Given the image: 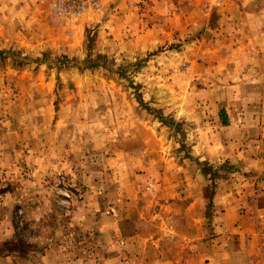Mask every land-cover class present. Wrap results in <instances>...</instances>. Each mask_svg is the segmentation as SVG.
I'll use <instances>...</instances> for the list:
<instances>
[{"label":"rangeland","instance_id":"obj_1","mask_svg":"<svg viewBox=\"0 0 264 264\" xmlns=\"http://www.w3.org/2000/svg\"><path fill=\"white\" fill-rule=\"evenodd\" d=\"M263 193L264 0H0V264H246Z\"/></svg>","mask_w":264,"mask_h":264},{"label":"crops","instance_id":"obj_2","mask_svg":"<svg viewBox=\"0 0 264 264\" xmlns=\"http://www.w3.org/2000/svg\"><path fill=\"white\" fill-rule=\"evenodd\" d=\"M258 211L263 212L264 214V193L262 195V197L259 200V204L256 206ZM115 251V250H113ZM103 258L107 257V258H123L122 253H112L111 250H107V253L105 251H103ZM109 253V254H108ZM263 257V258H261ZM85 258H94L93 255H91V253H87ZM125 258V257H124ZM240 260L242 262H245L246 264H264V247L261 248V254L260 257L258 258H240ZM160 261V260H159ZM237 261V260H236ZM187 260L184 258L183 260V264H186ZM167 264H173L171 260H169V258L167 259ZM223 264H235V262L233 260H229L227 261L225 258V261H223Z\"/></svg>","mask_w":264,"mask_h":264}]
</instances>
